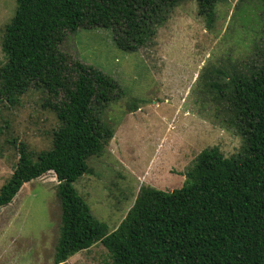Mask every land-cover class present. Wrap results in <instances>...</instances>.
I'll use <instances>...</instances> for the list:
<instances>
[{"label": "trees", "instance_id": "trees-1", "mask_svg": "<svg viewBox=\"0 0 264 264\" xmlns=\"http://www.w3.org/2000/svg\"><path fill=\"white\" fill-rule=\"evenodd\" d=\"M181 1L15 0L0 42L6 59L0 66V103L16 104L28 90L41 88L48 94L42 106L54 111L57 125L50 146L40 152L16 137L6 140L18 157L0 187V208L24 183L54 172L61 214L53 264H65L97 242L109 253L107 264H264V58L244 70L232 65L229 75L218 70L223 84L209 82L219 93L225 121L243 139L237 154L227 157L216 145L205 147L180 187L141 186L112 231L72 185L91 173L89 158L112 137L99 112L122 91L98 68L69 61L59 49L63 36L79 28L110 29L117 48L137 51ZM195 1L211 25L215 4L224 0Z\"/></svg>", "mask_w": 264, "mask_h": 264}, {"label": "rangeland", "instance_id": "rangeland-1", "mask_svg": "<svg viewBox=\"0 0 264 264\" xmlns=\"http://www.w3.org/2000/svg\"><path fill=\"white\" fill-rule=\"evenodd\" d=\"M15 8V0H0V42ZM263 23L262 0L219 1L211 25L198 14L195 0H182L153 40L137 51L117 48L110 29L65 33L59 49L69 61L98 68L122 91L99 112L112 127V137L99 155L89 158L91 173L72 183L108 231L117 227L141 186L167 191L180 187L205 147L216 145L227 157L242 150L243 139L225 121L219 93L209 82L223 84L218 70L229 75L232 65L244 70L264 58ZM5 61L0 45V66ZM46 96L36 88L16 104L1 101L0 187L18 157L6 140L16 137L34 153L50 146L57 119L42 106ZM56 183L54 172L48 171L24 183L0 208V264L54 263L61 214ZM109 260L107 249L97 242L65 264Z\"/></svg>", "mask_w": 264, "mask_h": 264}]
</instances>
